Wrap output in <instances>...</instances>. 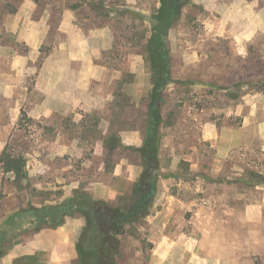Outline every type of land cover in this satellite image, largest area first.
<instances>
[{
    "label": "rangeland",
    "instance_id": "rangeland-1",
    "mask_svg": "<svg viewBox=\"0 0 264 264\" xmlns=\"http://www.w3.org/2000/svg\"><path fill=\"white\" fill-rule=\"evenodd\" d=\"M98 3L0 0V45L11 46L16 54L12 64L1 57L2 74L10 70L23 76L20 73L29 65L38 69L67 40L59 23L69 9L76 33L71 41L76 102L89 93L106 98L116 84L113 100L105 106L91 109L76 103L71 111L55 113L48 123L27 112L31 101L41 97L35 89L37 69L21 82L12 81L11 96L8 86H0V152L8 142L12 153L24 156L26 171L23 187H17L0 165V223L30 205H58L65 199L62 186L70 181L82 184L94 176L109 180L108 169L121 157L140 160L123 144L113 151H100L97 145L105 147L102 128L115 121L119 127L137 129L143 139L152 85L146 40L159 34L170 62L160 106L164 122L159 160L167 177L149 214L126 224L118 236L114 264H264V140L253 133L247 143L220 156L213 135L221 127L239 126V114L246 112L255 95L264 93V34L241 37L246 27L252 30L256 24L264 0L181 1L164 35L155 32L159 0ZM12 8L16 10L9 12ZM21 8L32 19L43 15L50 23L47 38L34 48L3 25L7 14ZM104 39L112 40L108 49L103 48ZM0 81L8 83L9 78ZM172 159L177 165L171 166ZM100 160L105 170L99 168ZM119 202L124 207L128 201ZM57 210L47 213L54 216ZM15 220L28 229L0 244V264L3 248L53 222L50 218L43 223L28 212ZM28 262L38 264L33 258ZM76 263L80 264L78 254Z\"/></svg>",
    "mask_w": 264,
    "mask_h": 264
},
{
    "label": "crops",
    "instance_id": "crops-1",
    "mask_svg": "<svg viewBox=\"0 0 264 264\" xmlns=\"http://www.w3.org/2000/svg\"><path fill=\"white\" fill-rule=\"evenodd\" d=\"M64 15L65 17L59 23V30L62 33H66L67 40L63 44L55 47L54 51L44 58L38 69L33 65H29L20 73L23 76H27L28 73L30 74L33 70L36 71L37 69L35 89L41 93V97L31 101L27 112L29 117L43 123H48L55 113H65L73 110L76 103L81 106L88 104L90 108L103 107L105 103L113 100L114 90L116 88V84L114 83L112 85V92L106 98L98 92L89 93L87 99L84 96L82 100L76 102V70L72 64L74 61V43L71 42L75 39V24L72 20L71 10L66 9ZM257 15V19H259L255 25L251 26L252 30H250V27H246L241 32V37L251 38L258 31L264 34V11L261 10ZM3 25L7 31L17 34V37L23 39L31 48L42 43L47 38L50 29V23L47 17L41 15L38 19H32L30 15L24 13L22 8L16 13L7 14L4 18ZM103 43V48L108 49L112 44V40L104 39ZM101 47L98 44L97 48ZM36 50L39 52L38 49ZM14 55L16 54L11 46L3 43L0 45V59L1 57L7 58L12 64L16 58ZM10 67L13 68L14 66ZM96 69L99 70V68ZM2 73L0 71V78H9V81L8 83H1L0 81V86H8L7 91L10 90L8 95L11 96L14 90L12 81L16 80L21 82L23 76H17L19 73H12L10 70L7 71V75ZM22 87L27 88L24 85ZM249 96L253 97V95ZM254 98L253 101H249L246 112L239 114L242 118L239 126L221 127L213 133L217 139V152L220 156H227L233 148L247 143L253 133L264 140V93H259ZM25 100L26 98L23 101ZM115 114L113 112L111 116L115 118ZM118 116L121 117V115ZM106 122L103 121L104 124ZM115 132L119 134L121 144L125 146L139 147L142 143V140L139 139V131L137 129L119 127L116 121L115 123H111V125L108 124V126L106 124L102 128L103 139L108 134ZM97 146L100 151L105 149L102 144ZM99 163V168L105 170L104 161L100 160ZM174 164L177 165V161L172 159L171 166ZM141 171L142 165L140 160L138 162L130 161L126 157H121L114 162L113 167L108 169L107 174H109V180L94 176L82 184H79V180L77 179L70 181L62 186L65 189L63 196L64 198L71 197L72 190L76 187H81L93 197L110 201L115 207H121L122 204L119 200H126L131 196L133 185ZM162 181L163 177L157 182V191L153 203L159 195V187L163 183ZM169 196L172 197L171 194ZM13 213H10L6 217L7 219L0 223V244L5 243L9 239L13 240L12 238L16 239L21 232L25 233L28 229L26 225L18 223L16 221L17 219H11ZM88 227L89 219L87 215L77 213L72 216H66L64 221L58 225L42 226L34 229V232L28 238H17L10 247H7L5 250L3 248L4 254L1 264H17V262L19 264H27L30 258L37 259L38 264H77L75 244L84 235ZM41 253L46 255L44 260L39 258Z\"/></svg>",
    "mask_w": 264,
    "mask_h": 264
},
{
    "label": "trees",
    "instance_id": "trees-1",
    "mask_svg": "<svg viewBox=\"0 0 264 264\" xmlns=\"http://www.w3.org/2000/svg\"><path fill=\"white\" fill-rule=\"evenodd\" d=\"M98 1L100 6L104 2V0ZM159 1V11L153 17L156 21L155 32H161L164 35L175 15V8L184 0ZM15 10L16 8H12L9 12ZM146 47L152 70V85L148 94L145 132L139 147L124 146L138 154L142 171L133 185L131 196L126 199L128 201L126 205L115 207L112 202L95 198L79 187L73 190L71 197L65 198L58 205L49 204L41 207L30 205L11 215V219L14 220L28 212L43 223L52 218L53 222L47 226H55L61 223L66 216L77 213L86 214L89 227L75 244L80 264H114V257L120 248L118 236L124 233L126 224H132L133 221L149 214L157 191V182L160 178L167 177L161 170L159 160L163 137L161 127L164 122L160 106L162 93L170 80V62L167 57L168 50L164 47L159 34L151 35L146 40ZM233 97H235L234 94ZM104 145L109 151H113L118 145L121 146L118 133L108 134L104 138ZM0 165L4 173L12 174V181H15L17 187H23L22 181L26 177L25 159L22 153H12L8 142L0 152ZM55 210L58 212L54 216L47 213Z\"/></svg>",
    "mask_w": 264,
    "mask_h": 264
}]
</instances>
